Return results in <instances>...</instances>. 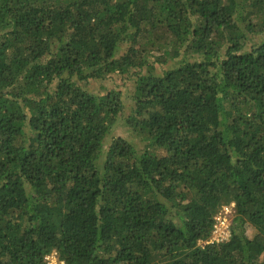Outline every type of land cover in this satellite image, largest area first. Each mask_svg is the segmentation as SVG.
<instances>
[{
    "label": "trees",
    "instance_id": "obj_1",
    "mask_svg": "<svg viewBox=\"0 0 264 264\" xmlns=\"http://www.w3.org/2000/svg\"><path fill=\"white\" fill-rule=\"evenodd\" d=\"M262 33L264 0H0V264H264Z\"/></svg>",
    "mask_w": 264,
    "mask_h": 264
},
{
    "label": "rangeland",
    "instance_id": "obj_2",
    "mask_svg": "<svg viewBox=\"0 0 264 264\" xmlns=\"http://www.w3.org/2000/svg\"><path fill=\"white\" fill-rule=\"evenodd\" d=\"M252 38H254L253 43L257 44L260 42L264 41V33L259 34V35H255ZM150 61L155 62V61H160L162 60V58H160V54L157 50H153L151 51L150 55H149ZM181 63H177V61H169L166 65H163L162 68L163 69H171L173 67L179 66ZM159 64L156 65V68L158 67ZM104 86V88L102 87ZM91 87H92V91L95 93H101L104 92V90L106 89H116L118 91H120L122 93V95L127 98L130 95V92H133L134 89V85L131 84L130 82L124 80L122 77H116V80L110 79L109 81L106 80L103 83L100 82H91ZM127 102H125L126 105V110L130 109V106L132 105L131 100L126 99ZM114 135H119V136H123L124 134L129 136L127 134L126 129L124 128L123 124L121 122H119L116 126V128H114ZM136 146L139 148L141 146L140 142L135 139L134 140Z\"/></svg>",
    "mask_w": 264,
    "mask_h": 264
},
{
    "label": "built area",
    "instance_id": "obj_3",
    "mask_svg": "<svg viewBox=\"0 0 264 264\" xmlns=\"http://www.w3.org/2000/svg\"><path fill=\"white\" fill-rule=\"evenodd\" d=\"M222 212L215 218L213 232L207 244L224 243L231 238L234 218L236 215L235 204L224 206ZM45 264H67L60 260L57 252H53L45 257Z\"/></svg>",
    "mask_w": 264,
    "mask_h": 264
}]
</instances>
